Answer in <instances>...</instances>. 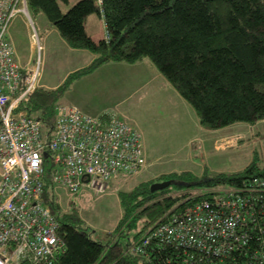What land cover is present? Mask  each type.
<instances>
[{"label": "trees", "instance_id": "obj_1", "mask_svg": "<svg viewBox=\"0 0 264 264\" xmlns=\"http://www.w3.org/2000/svg\"><path fill=\"white\" fill-rule=\"evenodd\" d=\"M68 1L29 0V9L44 12L71 47L87 49L93 56L91 63L71 72L58 87L38 85L22 103L43 127L54 123L58 100L73 81L108 62L136 63L145 58L188 100L203 126L217 129L264 119L263 0H78L64 11L61 3ZM96 9L103 14L109 35L100 42L85 29L86 17ZM22 71L26 72L24 68ZM261 178L264 167L253 161L242 170L217 172L208 180L189 171L172 172L162 177L170 181L163 188L154 190L156 182L142 181L129 190H120L124 213L115 228L116 238L111 235L104 243L92 238L78 217L60 210L57 186L45 176V202L57 213L58 234L65 242L58 264H136L138 257L130 251L132 245L172 210L181 211L198 201L199 196H192L193 189L242 187L248 180L255 183ZM172 185L184 191L174 194ZM256 195L264 205V189H258ZM244 213L247 228H241L239 234H245L240 240L246 244L228 261L261 264L264 206L259 204L254 211L246 207ZM132 217L133 222L143 219L133 239L122 232L125 225L133 223ZM175 254L174 250L159 251L152 255L151 264H167Z\"/></svg>", "mask_w": 264, "mask_h": 264}, {"label": "built area", "instance_id": "obj_2", "mask_svg": "<svg viewBox=\"0 0 264 264\" xmlns=\"http://www.w3.org/2000/svg\"><path fill=\"white\" fill-rule=\"evenodd\" d=\"M18 13L29 18L39 54L44 49L29 0H0V264H58L65 242L57 213L45 202L44 177L71 193L84 185L102 192L112 178L137 173L147 162L139 131L113 113L59 105L49 128L28 113L22 103L37 88L39 65L23 72L16 61L8 30ZM258 189L264 178L193 189L198 201L172 210L132 245L136 264L173 250L167 264H233L228 260L246 244L239 234L247 228L244 208L264 206Z\"/></svg>", "mask_w": 264, "mask_h": 264}, {"label": "rangeland", "instance_id": "obj_3", "mask_svg": "<svg viewBox=\"0 0 264 264\" xmlns=\"http://www.w3.org/2000/svg\"><path fill=\"white\" fill-rule=\"evenodd\" d=\"M77 1L61 3L62 9L69 10ZM30 16L44 45L42 52L39 54L34 48L30 20L21 13L10 23L8 39L22 68L28 66L29 70L39 65L37 86L58 87L71 72L92 62L91 52L71 47L49 24L51 21L44 12L30 8ZM87 17H90L87 33L98 31L96 42L105 39L103 14L96 9ZM58 102L82 104L92 114L111 111L139 131L148 154V164L143 170L112 178L102 192L87 185L75 193L56 187L60 210L78 217L92 238L104 243L111 235L116 236L115 228L124 213L120 190H129L142 181L164 182L162 177L172 172L189 171L208 180L217 172L242 170L253 161L264 167V119L217 129L203 126L188 100L148 58L136 63H105L73 81ZM170 191L180 194L184 188L172 185ZM142 221L136 219L125 225L122 232L133 239Z\"/></svg>", "mask_w": 264, "mask_h": 264}, {"label": "crops", "instance_id": "obj_4", "mask_svg": "<svg viewBox=\"0 0 264 264\" xmlns=\"http://www.w3.org/2000/svg\"><path fill=\"white\" fill-rule=\"evenodd\" d=\"M63 3V2H62ZM68 3H69V1H68ZM89 19H90V17H86V22H85V29H86V32H87V28H86V26H87V22L89 21ZM55 30H56V32H57V34H59L60 35V32L58 31V29H57V27L52 23V22H50L49 23ZM104 27H105V22H104ZM106 29V28H105ZM91 36H92V38L95 40V37L99 34V32L98 31H96V32H91V33H89ZM40 35V34H39ZM41 39V38H40ZM96 41V40H95ZM13 44V43H12ZM32 44H33V46H34V48L36 49V46H35V44H34V42L32 41ZM13 47H14V45H13ZM14 52H15V49H14ZM15 55V54H14ZM17 61V60H16ZM18 62V64L20 65V67H21V64H20V62L19 61H17ZM149 63V62H148ZM150 64V63H149ZM151 65V64H150ZM25 66H27V65H25ZM22 68V67H21ZM27 68H29L28 66H27ZM60 105H66V104H60ZM69 105H76V104H69ZM78 106H80L85 112H88V113H91V111H89V110H87L86 108H85V106H83L82 104H77ZM99 113V112H98ZM98 113H93V114H98ZM92 114V113H91ZM143 155H144V157H145V159H146V166H147V164H148V160H149V158H148V154H147V152L145 151V149L143 148ZM145 166V167H146ZM144 167V168H145ZM143 168V169H144ZM142 169V170H143Z\"/></svg>", "mask_w": 264, "mask_h": 264}, {"label": "water", "instance_id": "obj_5", "mask_svg": "<svg viewBox=\"0 0 264 264\" xmlns=\"http://www.w3.org/2000/svg\"><path fill=\"white\" fill-rule=\"evenodd\" d=\"M169 183H170V181L157 182V183H155V184L152 186V189L155 190V189L163 188V187L167 186Z\"/></svg>", "mask_w": 264, "mask_h": 264}, {"label": "clouds", "instance_id": "obj_6", "mask_svg": "<svg viewBox=\"0 0 264 264\" xmlns=\"http://www.w3.org/2000/svg\"><path fill=\"white\" fill-rule=\"evenodd\" d=\"M30 10V9H29ZM108 33H107V31H106V35H107ZM107 39V38H106ZM26 69V68H25ZM78 106V105H77ZM79 107V106H78ZM84 111V110H83ZM88 113V112H87ZM106 113V112H105ZM104 114V113H103ZM94 115H97V114H94ZM100 115V114H99Z\"/></svg>", "mask_w": 264, "mask_h": 264}]
</instances>
